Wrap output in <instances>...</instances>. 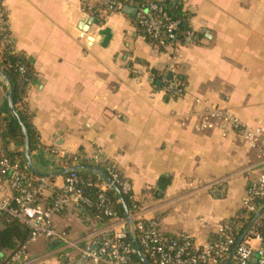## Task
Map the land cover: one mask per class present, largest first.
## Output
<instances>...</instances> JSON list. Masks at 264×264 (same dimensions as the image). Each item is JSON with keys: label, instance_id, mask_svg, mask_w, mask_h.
I'll return each instance as SVG.
<instances>
[{"label": "crops", "instance_id": "obj_1", "mask_svg": "<svg viewBox=\"0 0 264 264\" xmlns=\"http://www.w3.org/2000/svg\"><path fill=\"white\" fill-rule=\"evenodd\" d=\"M1 1L11 41L32 66L26 104L39 135L31 152L38 173L61 187L70 158L111 160L146 218L199 242L240 213L258 148L234 131L196 126L216 106L264 129V0H177L191 18L171 52L110 0ZM7 106L0 77V109ZM9 196L0 184V198ZM53 224L80 244L100 227L73 209ZM27 256L29 264H92L44 236Z\"/></svg>", "mask_w": 264, "mask_h": 264}, {"label": "built area", "instance_id": "obj_2", "mask_svg": "<svg viewBox=\"0 0 264 264\" xmlns=\"http://www.w3.org/2000/svg\"><path fill=\"white\" fill-rule=\"evenodd\" d=\"M110 3L120 9L126 5L135 7L137 23L144 35L155 46L167 52L175 48L179 41L178 29L181 21L173 18L158 1L141 4L136 0H110ZM7 31V13L0 0V33ZM5 40L11 41L10 35ZM167 72L173 73L176 79L174 63L168 65ZM196 127L218 128L225 133L234 131L250 148H258L257 161L247 170L250 177L241 207L243 213L236 216V219L219 224L213 236L204 242H199L189 233H164L160 217L146 218L145 208L136 203L131 182L120 178L112 169L109 170L112 179L98 184V208L107 220L102 221L100 215L92 216L88 208H92L94 203L77 187L78 176L75 172L68 176L62 175L64 183L61 187H57L47 176L27 175L18 162H11L2 155L0 131V168L8 172L10 189L17 192L16 195L0 198V217L6 215L8 219L20 220L30 230L27 243L5 264H29L31 260L27 256L28 244L40 236L63 241L92 264H143L136 259V243L133 244L129 237L138 241L149 264H264V129L249 128L233 113L216 106L207 109L204 118ZM92 159L96 162L104 161L98 155ZM73 165H76V157ZM68 167L70 166L63 169ZM113 184H119L122 192L134 201V211L129 216L120 217L107 196L106 192L113 188ZM55 192L52 206H44L41 196ZM68 209L75 210L86 226H100L82 244L70 242L53 224V217Z\"/></svg>", "mask_w": 264, "mask_h": 264}, {"label": "trees", "instance_id": "obj_3", "mask_svg": "<svg viewBox=\"0 0 264 264\" xmlns=\"http://www.w3.org/2000/svg\"><path fill=\"white\" fill-rule=\"evenodd\" d=\"M124 2V0H117ZM139 3H147L149 1H158L162 4L168 12L175 19L181 21L178 29V39L181 42L186 41V35L189 31V20L191 14L182 9L181 3L177 0H136ZM105 2V0H104ZM103 6V5H102ZM112 10L111 4L105 3V9ZM137 22V19H135ZM138 24V23H137ZM9 35V31L0 33V69L3 71L9 85H6L7 95L12 100V108L6 107L0 109V131H1V153L7 157L11 162H18L21 170L29 176H47L52 179V175L38 173L29 168L25 157V142L26 138L29 141L30 153L40 147L39 135L32 123V114L28 110L26 104V95L31 80L32 66L29 59L15 49L12 41H6L5 38ZM147 37V36H146ZM148 38V37H147ZM149 39V38H148ZM149 41H151L149 39ZM152 42V41H151ZM23 68V70L21 69ZM167 77V76H166ZM169 79V76H168ZM25 127L27 133L23 131ZM73 158H70L68 163L71 166H77L76 170L65 173L63 176L70 175L75 172L78 176L77 187L82 189L83 193L89 197L94 205L88 208L92 216L100 215L102 221L107 220V217L98 208L100 189L98 184L102 182H109L112 179L109 170H115L120 178H125L122 170L117 164L111 160H104L96 162L92 158L76 157V165H73ZM92 167H97L98 170L94 171ZM63 170V169H61ZM0 184H4L11 195H16L17 192L10 189V181L8 172L0 168ZM118 189L110 188L106 194L110 198L115 210L120 217L127 216L134 211V201L130 199L128 194H124L121 186L116 184ZM55 193H47L42 195V203L46 207L52 206L54 202ZM137 204H140L136 201ZM243 210H240L241 215ZM235 216L233 219H236ZM213 236V235H212ZM30 237V230L27 226L17 219H8L6 215L0 217V245L3 256H0V264H5L12 256L27 243ZM133 244L135 240L129 237ZM139 261L138 255L135 256Z\"/></svg>", "mask_w": 264, "mask_h": 264}, {"label": "water", "instance_id": "obj_4", "mask_svg": "<svg viewBox=\"0 0 264 264\" xmlns=\"http://www.w3.org/2000/svg\"><path fill=\"white\" fill-rule=\"evenodd\" d=\"M123 11L126 14H128L130 17L135 18L137 9L135 7L126 5L123 8ZM95 22H98V20L95 19ZM0 77H1L2 81H4L6 83V85L8 86L9 85L8 80L6 79L4 73H3V71L1 69H0ZM9 107L12 108V100H11L10 97H9ZM23 131H24L25 134L27 133L25 127H23ZM25 157H26V162H27V165L29 166V168L31 170H33V171H36L34 166H33V160H32V156H31V153H30L28 138H26V142H25ZM77 168H78L77 166H71V167L65 168L60 173H58V175H64L65 173H68L70 171L76 170ZM92 169L94 171L98 170L97 167H92ZM112 187L115 188V189H118L115 184H113ZM129 215H130L129 212L127 211V216H129ZM130 223H131V220H130ZM248 228H247V230H248ZM244 235H245V233L240 237L239 242L243 239ZM135 243H136L137 253L139 255L140 260L143 262V264H149L148 260L144 257V255L142 253V250H141V247H140V245H139V243H138V241L136 239H135ZM0 251H1V245H0Z\"/></svg>", "mask_w": 264, "mask_h": 264}]
</instances>
